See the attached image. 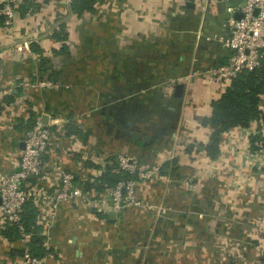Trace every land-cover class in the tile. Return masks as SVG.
<instances>
[{
  "label": "crops",
  "instance_id": "1",
  "mask_svg": "<svg viewBox=\"0 0 264 264\" xmlns=\"http://www.w3.org/2000/svg\"><path fill=\"white\" fill-rule=\"evenodd\" d=\"M240 1L97 0L80 15L59 0L34 1L38 7L23 15L16 9L15 37L24 42V54L15 60L3 55L0 63V171L15 168L24 131L41 118L51 130L43 154L48 175L33 177L34 184L54 188L61 171L71 172L94 203L103 191L91 185L99 184L106 164L126 154L160 165L156 175L138 182L137 194L166 203L159 222L141 207H124L110 218L91 202H65L48 234L40 230L43 264H264V169L252 166L249 155L248 131L256 120L224 131L215 157L193 145L208 142L212 128L202 119L222 92L207 82V71L228 58L221 43L206 36L225 33L227 6ZM61 22L65 40L53 36ZM8 39L0 25V43ZM178 83L181 97L174 96ZM158 88H172V103L180 105L169 104L170 115L161 114L165 123L179 115L175 123L183 128L171 136L166 126L137 133L138 120H124L117 110L128 104L126 92ZM5 95L13 101L3 102ZM154 119L146 118L159 123ZM69 126L84 136L69 133ZM234 175L241 181L236 194ZM7 225L0 217V264H23L28 240ZM154 233H160L155 242Z\"/></svg>",
  "mask_w": 264,
  "mask_h": 264
},
{
  "label": "built area",
  "instance_id": "2",
  "mask_svg": "<svg viewBox=\"0 0 264 264\" xmlns=\"http://www.w3.org/2000/svg\"><path fill=\"white\" fill-rule=\"evenodd\" d=\"M27 0H0V14L3 15V28L12 25L15 11ZM30 1V0H29ZM42 1V0H31ZM66 4L71 0H59ZM258 8L257 15L254 10ZM228 15L222 23L225 33L206 36V40L216 38L228 51L226 63L212 66L207 71V82L219 84L222 91L230 80L242 71L259 68L264 59V0H241L227 6ZM240 12L241 17H235ZM251 136L249 155L257 157V167L264 169V120H256V126L248 131ZM51 130L41 118L24 131L22 147L13 169L0 171V217L9 224L18 223L22 205L31 201L39 209L37 224L41 233L47 235L49 228L55 223L57 211L65 202H74L79 206L91 204L104 210L118 211L124 207H143L144 202L137 194L140 179L151 178L159 172L160 165L147 166L136 162L133 157L120 154L117 162L120 168L130 176L119 180L113 186L103 190V196L97 202L87 198V190L74 184L71 172H60V179L54 188L38 186L28 181L30 174L37 179L48 175L43 160ZM135 174V176H132ZM90 205V204H89ZM21 237L27 239L31 233L21 231ZM23 264H43L41 257L30 252L29 245L23 255Z\"/></svg>",
  "mask_w": 264,
  "mask_h": 264
},
{
  "label": "trees",
  "instance_id": "3",
  "mask_svg": "<svg viewBox=\"0 0 264 264\" xmlns=\"http://www.w3.org/2000/svg\"><path fill=\"white\" fill-rule=\"evenodd\" d=\"M96 2L97 0H71L70 9L76 15H80L85 11H92ZM30 6L34 8L38 7L36 2L27 0L19 5L17 9L23 15ZM3 19V15L0 14V25H3ZM53 36L63 40L67 38L64 22H61L58 28L54 30ZM63 47L61 50L64 49ZM32 49L38 51L37 45H32ZM45 62L46 60L44 62L42 61V63ZM263 96L264 59L259 68L252 71H242L233 77L220 95L211 100L210 113L202 119V124L204 126H210L212 131L209 135L208 142L205 144L199 143L209 156L215 157L218 154L221 134L224 131L236 127H247L254 119L258 120L262 118L264 120V110L260 108ZM2 100L8 103L13 101V97L5 95ZM1 107L0 103V111ZM68 131L69 133L74 132L80 136H84L82 131L74 126H69ZM128 176L130 174L120 168L117 160L113 159L110 165L106 164L104 166V174L100 176L99 184L93 183L91 186L98 191H103L107 186H113L119 180L127 178ZM28 181L34 184L35 180L29 177ZM36 215V206L31 201H27L22 205L18 223L7 225V229L12 231L16 237L20 236L21 231H31L32 236L28 241L30 252L33 255L40 256L45 252V249L40 246L42 237L39 233L41 228L36 223ZM6 234L11 235L8 232Z\"/></svg>",
  "mask_w": 264,
  "mask_h": 264
},
{
  "label": "rangeland",
  "instance_id": "4",
  "mask_svg": "<svg viewBox=\"0 0 264 264\" xmlns=\"http://www.w3.org/2000/svg\"><path fill=\"white\" fill-rule=\"evenodd\" d=\"M30 14H31V12H30ZM49 16L52 18V15H48V14H47V16L45 14L43 16V18L44 17L48 18ZM14 20H15V18H14ZM15 29H16L15 21H13V23L10 27L3 28L6 36L9 39H8L7 43H3V44L0 43V63H2V61H4L2 59L3 55L7 54L10 56L9 58L11 60L12 59L15 60V59H17L15 57L17 54L24 52V48H23L24 42L23 43L19 42L17 37H15V33H16ZM185 29H187V28H185ZM192 29H195V28H192ZM188 36H190V34ZM204 37L205 36L204 35L202 36V34H201L200 38L202 39V41H205ZM190 38L192 39V37H190ZM37 61L39 62L38 59H37ZM141 62H143V61H139V64ZM137 78L140 79V77H137ZM45 80H48V79H45ZM138 84H140V83L138 82ZM123 93L124 92H122L121 94H123ZM123 97L126 98V101L128 104L125 105V107H123V108H118L117 110L120 111V113H122V119H124V120H126V119L131 120V121L138 120V122L136 123V125L133 129L135 132L142 134V133L147 132V131L150 132L151 127H157L158 126L161 128L163 126H166L163 129V132L165 133L166 136H171V135H173V133H176V131L178 129L181 130L183 128L182 122L175 123V121L178 119V116H179V115H176V113L174 115L172 114L170 116V119L172 120V122H169V123H167V122L165 123L163 121L164 119H162L164 117L161 116L163 111L167 112L170 115L171 110H170V108L167 107L169 104H170V106L177 107V109L180 107V105L177 106L176 103H172V102L176 101V99L173 98L172 88H169V90H162L161 88H158V89H154L152 91L151 90H144V89H142V90L132 89L131 91L126 92ZM149 117H154L155 118L154 120L155 121L158 120L159 123L147 121L146 118H149ZM199 143L200 142L195 141V143H193V145L199 146L198 145ZM134 159L137 160L135 157H134ZM136 162L138 164H140V162H142V161L137 160ZM250 163L252 166H256L257 165V157L256 156H250ZM132 176H135V174H133ZM234 176H235L234 182L232 181L234 186L232 187L231 192H233V194L234 193L236 194V193L240 192L241 181L236 175H234ZM141 180H144V179H140V181ZM140 191H141V189H140ZM139 195H141V192L139 193ZM144 195H145V193H144ZM158 195H160V193ZM143 202H144V206L142 207V209L148 210L149 214H151L153 217H157L156 221L157 220L159 221L158 218L164 216L166 203L163 200L159 199L158 197H155L153 200H146V201L144 200ZM159 222H157V223L159 224ZM158 224H157V227L160 226ZM155 233H156V231H155ZM149 235H147V237L145 236V239L146 238L147 239H146L145 243L143 240L144 244L142 243V245L140 246L142 249L140 250L141 256H140L139 260H142L143 256L146 255V253H145L146 249L144 250L143 246H145V247L148 246V243L150 242L148 240ZM159 235H160V233H157L155 235H150V238L152 239L151 241L155 242L154 239H156ZM157 239H159V238H157Z\"/></svg>",
  "mask_w": 264,
  "mask_h": 264
},
{
  "label": "water",
  "instance_id": "5",
  "mask_svg": "<svg viewBox=\"0 0 264 264\" xmlns=\"http://www.w3.org/2000/svg\"><path fill=\"white\" fill-rule=\"evenodd\" d=\"M187 6H193V4L187 3ZM258 12H259V9L256 8V9L254 10V14L257 15ZM241 16H242V14H241L240 12L235 13V17L239 18V17H241ZM182 90H183V84H182V83H178V84H176V85H175V88H174V96H176V97H181V95H182ZM29 177H30V178H33L34 175H33V174H30ZM107 214H108V216H109L110 218H114L116 213H115L114 210H109Z\"/></svg>",
  "mask_w": 264,
  "mask_h": 264
}]
</instances>
